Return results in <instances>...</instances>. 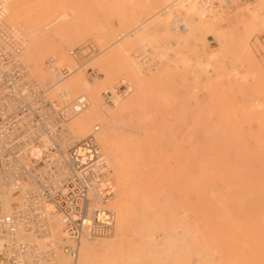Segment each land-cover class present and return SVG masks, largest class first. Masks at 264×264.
Segmentation results:
<instances>
[{
  "label": "bare ground",
  "instance_id": "6f19581e",
  "mask_svg": "<svg viewBox=\"0 0 264 264\" xmlns=\"http://www.w3.org/2000/svg\"><path fill=\"white\" fill-rule=\"evenodd\" d=\"M35 1L37 2V0ZM210 1H211L210 5L203 6L200 0H161L162 15L160 14L161 16L158 19L160 21H157L160 23H158V25L155 24L156 26L161 28L160 29L162 31V32L160 31L162 33L161 37H163L161 39H164V40L173 39L174 44H177V46H180L182 44L183 46L185 42L187 43L186 41L187 39L186 37H184L186 34L188 36L189 34H191V36L193 35V37L195 36L198 37L200 35L199 37L201 39L203 38L202 37L203 35L201 34L206 33L205 32L206 30L212 29V30H209V32L213 30H217L215 28L217 27L215 23H217L220 16L224 15L223 11L219 7V4H221V2L224 1L226 2L227 6H232L230 3L233 0H210ZM214 1H217L215 5L213 4ZM6 2H7L6 22L8 25L14 28V31H15L14 36L21 42V46H22L19 59L25 63L30 74L38 81L41 87L45 90L46 96L48 98H50L51 96L56 97L59 95L58 94L59 91L65 90V92L67 93L66 94L67 99L65 101H70L81 95L86 97L87 105H85V107H83L82 109H80L79 111L75 113V115L70 119L68 126L70 127L72 132L76 134L79 138L87 135V133H90V132L97 134L95 135L98 136V138L96 136L95 137L100 145L101 153L107 162V167L109 169V175L111 177V181H112V185L114 189L113 196L111 197L109 202L107 204L106 203L103 204L105 207L111 209L113 212L114 221H113L112 229L115 228L114 233H112L113 235L109 236V238L103 237V236L109 235L112 229L109 233L104 234V235H94V236L84 235L79 240V244L76 249L77 255L75 258H70L69 256L65 255L59 247V249H57L56 256L50 261L49 264H264V151H262L264 149H262L259 146L258 147L255 146L257 143L256 141V143L255 142H252V143L254 144L255 147H257L258 151L255 150L256 148L251 147L253 146L252 143H251L252 145L250 146L251 148H249L248 146V149L246 150L247 145L250 143L246 141L245 142L242 141V138H241V141L243 142V146L244 147L246 146V147L245 149L243 147L244 150L241 149L242 143L238 144L239 142L238 140H240V138L233 137V133H235V129L237 127L235 125L239 124V123H236L238 121L234 122L235 125L233 127L234 128L233 133L230 132L231 130H233V128L229 127V125H227L228 123L226 122L227 124L224 125L226 127L223 128L224 133L221 132L222 135L220 133H219L220 135L214 134L211 136H207L206 137L207 140L205 141L203 140L204 143L207 141L206 143L207 150L205 148L203 149L209 152L210 157L207 155L208 158L205 159L206 154L204 153L206 152L204 153L202 152L205 155V158L200 160V163L199 165L197 164L198 165L197 167H195L196 165L195 161L197 160H193L194 162L191 160H188L189 161L188 162L186 160L187 161L186 167L188 163L193 162L192 168L195 167L193 171L190 167L191 165L190 164L189 167L191 171H186L187 169H189L187 167V169L181 168V170L183 169L184 172H182L183 170L181 171L182 173L178 172L182 176V178L180 177L181 178L180 181L176 182V179L180 175L179 174L177 175L176 173H174L178 177H174L175 179L171 178L172 181H174L172 184L173 187L170 184L171 182L169 183V188L168 187L165 188L166 185L164 183L160 184L159 182H158L159 183V186H158L155 183H157V180L160 178L159 169H161L162 164L164 163L167 164L164 161H162L161 163V157H163L164 160H166L165 156H163L165 153H162L159 150V149H162L163 147L160 148V146L157 145V143L155 142L154 147H153V144L151 148L150 146L149 147L147 146L148 148L146 150H148V152L145 153L147 155H143V150L146 148V144L148 143V141H143V142H146L145 147H144L142 146L140 142L141 140L136 137L137 135L134 137H132L133 135H130L131 138L127 139V137L123 136V134L120 131H117V129L119 128L120 124H122L121 121L122 122L125 121V117H126L124 116L125 114L129 115V113L131 114V112L133 111L135 112L139 110L142 111V109L145 107L144 106L145 100L148 99L146 96L149 92L155 90V94H156L157 90L162 91V88L160 89L158 88V86L161 87V83H164V84L166 83V82H162L161 78L162 76H166L164 75V73L167 72L166 69L171 67L170 64L167 63L166 61V58H167L166 54H165L166 57H164L163 53H162L163 56L161 55L160 57V58L162 57L164 58L163 61L164 60L166 61L164 62L165 64L162 63L163 61L160 62L159 60V62L162 67L166 65V63L169 65H166L163 68H161V66L159 65L161 70L157 68L159 70L157 69L153 70V73L149 72L150 75L146 76L147 74H144V72L136 68V64L137 65L139 64L136 62V60H134L136 64L133 63L129 50L124 48V46L121 47L120 49L118 47L117 49L119 50L115 49V51L117 50L116 53H113L110 56L107 55L106 57L102 54L99 58L95 59L97 61L94 60L95 63H99V65H101L100 73H103L104 76H101V77L97 76L98 78L97 79L95 78L94 81H92L91 79L90 81H87L79 70L81 65L75 66V63H74L75 57L71 56L69 52H68L69 55H66L67 52L66 53L63 52V47L67 48L69 45H71L72 43L71 38L75 39L79 37V36L76 37L78 34L77 30L79 31V29L75 25L76 17L75 18L73 17L72 27H70L71 30H67V32H65L66 31L65 27L64 29L60 27L59 25L56 27V24H57L56 22H60V20H62L68 15L67 13H65V11H62L61 8H63V6L61 4L60 6H56V4L55 6L52 5L50 8L48 7V9L44 8L42 10L43 14L41 13L42 14L41 16H39L40 14L39 15L37 14L38 16L36 15V18L33 17L34 18L33 19L31 16H29L32 14V13L31 14L29 13L32 11L33 7L29 8L30 7L29 6L26 12L23 7L20 8L22 0H11V1L6 0ZM8 2L10 3L8 4ZM12 2H14V4L15 3L20 4L17 7L20 9L23 8L22 10H24V12H26L27 14L24 12L17 13L16 12L17 9H15L16 6L15 5L12 6ZM24 2L26 1L24 0ZM259 2L260 4H257L256 2H254L255 4H253V9H251L250 11L251 13H250L249 21H247V19L244 20L246 22L243 21V23H245V26L248 24V26H246L248 28L251 25H253V29H254V27L256 26L255 23L257 22L256 20L259 19L258 17L259 14L261 12H264V0H260ZM222 6L224 7V5ZM172 7L176 8L178 11L182 13L185 12L184 14L189 15L192 19L191 24L187 26L188 23H186L185 21V27L179 28V29L173 27L172 16L169 11L170 8ZM34 9L35 8H33V10ZM37 10L40 11L39 8ZM36 12H34V14ZM34 14H32V16ZM184 14L182 15L184 16ZM7 17L12 18L11 20L13 21L16 20L14 22L20 23L19 24L20 26H18V24H15V23H14L15 25L12 24L13 22L9 23V20L7 21ZM184 17L182 18L184 19ZM224 19L225 18H223V20ZM39 20H42V22L44 20L43 24L36 25L39 23L38 22ZM186 20H187V16H186ZM223 20H221L220 22H222ZM52 24H55V28H53L54 25ZM168 24H170V27L168 26ZM50 25L52 27H49ZM42 26H44L43 28L44 30L41 28ZM187 27H188V30H186ZM20 28H22L25 31L27 30V34H24L25 32L22 33L23 30ZM47 28H52V29L47 30L48 31L47 32L46 31ZM41 30L47 33H39ZM133 30H138V26L137 27L135 26ZM180 31L184 32L183 34L184 38H181L182 34ZM185 31H186V34H185ZM50 32H53L56 38H57V35L59 37L60 35L62 36L60 38L58 37L59 39L57 40L56 38L54 39V36H52L53 34H51ZM65 33L69 35L70 42L69 41L65 42V40L63 41L62 37L65 36ZM178 33L181 35L179 36ZM216 33L214 32V34ZM25 36H26L27 41L25 39ZM204 37H207V35L205 34ZM61 38H62V41L60 40ZM184 39L185 41L183 43ZM141 40L143 42L148 40V37L144 33V31L143 32L141 31L140 33H138L136 41L135 40L134 41L136 43L138 41V43L140 42L141 44L143 43L141 42ZM25 41L26 43L24 47ZM134 41L132 42L130 41L129 44H133V43L136 44ZM180 41H181V44H180ZM167 42L169 43V41ZM182 46L180 47L182 48ZM180 47H178V49ZM184 47L185 46H183V48ZM195 50L193 51H195L196 53L197 48ZM49 52L52 53L51 59L55 61L56 67L64 66L69 69L70 73L69 75L66 76L67 78L64 77L61 81H59L57 79V74L54 73L53 69L47 67L46 63H44L45 66H42L43 57L46 56V54ZM176 53L178 55V51ZM180 54L183 59L180 58V56H179L180 60L177 59L176 58L177 55H176L175 62L178 60L179 62L183 63L182 64L183 67H186V66L188 67L189 65H191L192 62L189 63L190 59L189 58H188L189 60L186 59L187 55H184L183 53H179V55ZM210 54H211V57L209 56ZM210 54L208 55L209 57L207 56V58L209 59L213 58L216 55V53H210ZM201 55L203 56V54ZM205 55L206 54H204L203 56L205 60L200 59L197 62H193L194 68L192 69H196L197 70L196 73H198L197 75L196 74L194 75L196 76V78L199 77L200 71H203V72L204 70L207 71V69L209 68L208 66H210V62H213L212 59H211L212 61L211 60L206 61ZM184 56H186V58H184ZM26 58L29 60L30 63L28 62ZM159 62L157 63L159 64ZM217 63L219 64L220 62L217 61ZM173 66L176 67L175 64H173ZM200 68L204 70H199ZM220 68H223V67H220ZM173 70L176 71L175 68H173ZM170 72L172 74L174 73L172 71ZM119 73L128 74L135 81L136 91L134 90V92H136L135 94L136 97L135 98L130 97L129 100L125 97L127 99V101L125 100V102L122 101L125 98H122V99L114 100L113 103H107L104 100L103 91L106 89H113L114 87L105 88V86L108 84V82L113 77L116 76V74H119ZM224 75H225V72H224ZM220 77L218 78L221 79ZM204 78H206V76ZM207 79L208 80L203 79L204 82L207 81L208 85L209 84L211 86L215 85L214 87L216 89L218 88L216 87L217 81L216 82L214 81V84L212 85L211 82L213 80H211L209 83L210 79L209 78ZM212 79H215V78H212ZM170 80H172V77ZM194 80H197V79H194ZM165 85H167V83ZM173 85H175V83ZM225 88L227 90V86ZM231 88H228V89H231ZM219 90L220 89L218 88V93H220ZM48 91L51 92V96H49L50 93ZM166 92H164L165 95H167ZM171 92L172 91L170 90V93ZM222 95H225V93ZM162 96L165 98L164 100L166 101L170 99V96L166 97L164 96V94ZM220 96H221V93H220ZM223 97H226V95ZM209 100L210 98L207 99V102ZM226 100L227 102H229L228 99ZM168 103H166V106L168 105L167 108L171 106L169 101ZM205 103H206V100H205ZM185 104L187 105V103ZM229 104H231V102ZM234 104L235 103H233V106L235 108ZM164 105L165 103H163V106ZM216 105H212V106L218 109L219 104L217 105V107ZM148 106L149 105H147V107ZM205 106H204V110L207 109V108L205 109ZM219 109L221 110L222 108H219ZM210 110H212V108ZM226 110H224V113H223L225 116L227 115V113L230 112V110L229 112H227ZM172 111H174V109H172ZM225 111H226V114H225ZM257 111L259 112H256V111L254 112L260 113V110L257 109ZM254 116H257V115H254ZM254 116L252 118L253 121L258 120V119L260 120L258 116L257 117H254ZM241 117L243 116L240 115V117L238 118L240 120H244L245 116L243 117V119ZM262 117H264V114H262ZM178 118H180V116ZM228 119L229 121L232 120V118H228ZM252 119L250 120V122H252ZM221 120L224 121L223 123H225L224 118ZM206 121L210 123L209 120H206ZM232 121L231 123H229L230 126L231 125L233 126ZM144 122H146V120ZM196 122L197 121H195V123ZM200 122H202V120H200ZM244 122L249 123V120L248 119L244 120ZM211 123H214V122H211ZM262 125H264V123H262ZM182 126L183 125H180L179 127H182ZM161 127L162 129L165 128V126L163 127L160 125V128ZM195 127L196 126L194 124L193 128ZM250 127L252 126L250 125ZM188 129L190 128L188 127ZM221 129H222V125H221ZM226 129H229L230 131ZM245 129H248V128H244V130ZM163 130L165 131V129ZM210 130L211 131L214 130V127L213 129L211 128ZM164 131H161V132L164 133ZM260 131L262 130H259V133H261ZM226 132L232 133V137L229 136L228 134L226 135L225 134ZM246 132H249V131L246 130ZM167 133H166L167 138L166 136H164V134L163 135L159 134V135L164 136L163 138H166L167 142L169 141L171 143L174 142L173 140H176L175 137L173 139L171 138L169 139L168 136L170 134V131L169 132L167 131ZM171 133L173 134L172 131ZM199 133L201 134V131H199ZM189 134L190 133H188L187 135L189 136ZM192 134L193 133H191V135ZM211 134L213 133L211 132ZM248 134L250 133H247L246 135ZM251 134L249 136H251ZM258 134H255V136L257 135V138H258ZM191 135L188 138H191ZM204 135H209V134L205 132ZM143 137H146V136L143 135L141 138ZM150 137L152 138V136ZM194 137L196 138V136ZM179 138L181 139L180 136ZM203 138L205 139V137ZM232 138L236 139L235 142H233ZM129 140H132V141H129ZM143 140L145 139L143 138ZM147 140H148V137H147ZM151 140L152 142L154 141L153 139ZM181 140L183 141V139ZM231 140L233 144L237 142V144L240 145L239 147L240 149L236 148L237 146H235V150H233L234 146H232ZM185 141L186 140L184 139V142ZM260 141L262 140H259V142ZM170 142L169 144H171ZM194 143H190V144H193L191 146H194L197 144L196 141ZM245 143H248V144H245ZM202 144H199V145H202ZM224 144H226L227 146L229 145V146L227 147L225 145L224 147ZM140 145L141 147H144L143 150L140 147ZM171 146L174 147L177 145L171 144ZM230 146L233 148H230ZM182 147L184 148V146ZM202 147L200 148L202 149ZM154 148H159V149L154 150ZM260 148L262 149L261 151H260ZM165 149H166V146H165ZM236 149L237 150L239 149V150L236 151ZM249 150H255V151H249ZM157 151H159L161 155ZM183 153L184 152H182V154ZM180 156L181 154L179 152V157ZM166 158H169L168 154L166 155ZM178 158H176L175 160H177ZM184 159L185 158L181 159L182 163L180 164H182V167H183ZM175 160H172V161L174 162ZM178 160H180V158ZM177 162L179 161H176V164H178ZM165 164H164V168L162 167L163 171L165 169ZM178 167H179V164H178ZM171 168L172 170H175L173 167ZM141 169H142V172L140 173ZM178 169H180V167ZM114 171H115L116 176L114 175ZM168 174L170 175V173ZM163 175L165 177L168 176V175H165L164 173ZM161 186H163L162 190L163 188H165V191H163L164 195H158L159 197L162 196L161 197L162 201L159 200V198L157 197L156 191H155L161 188ZM157 187L159 188L157 189ZM95 194L97 195L95 197L98 198V201L100 202L102 197L98 195L97 192H95ZM115 195H117V199L114 200ZM13 201H17V197H14L12 199H7L6 209L8 211L11 209L10 204ZM101 203L102 202H100V204L96 203V206H101ZM50 217H51V222H52L51 232L49 233L46 239H51L52 242L55 243L56 247L61 246L64 242L69 243L67 239L63 241V238L65 237V233H64L63 226L61 224L59 215L55 213H51ZM29 237L31 239H34V236L32 235H30ZM37 241L40 244L43 240H37Z\"/></svg>",
  "mask_w": 264,
  "mask_h": 264
},
{
  "label": "rangeland",
  "instance_id": "374dc122",
  "mask_svg": "<svg viewBox=\"0 0 264 264\" xmlns=\"http://www.w3.org/2000/svg\"><path fill=\"white\" fill-rule=\"evenodd\" d=\"M25 1L26 2H24V0H22V3L24 5L20 2L22 6L20 4H16V3L14 4V2H12V6L13 5L16 6V7L15 6L14 7H15V9H17V11H16L17 13H19V12L22 13V12H24V10L27 12L29 6H30L29 8H32V7L35 8L34 10L32 8V11L30 13L28 11L29 14H31V13L34 14V12L37 11L34 14L35 16L34 15L32 16V14L29 15L32 18L33 17L36 18L37 14L38 15L40 14L39 16H41L43 14L42 10L44 8L48 9V7L50 8L52 5L55 6V4H56V6H60V4H61L63 6V8H61L62 11H65V13H67L68 15L65 18H63L62 20H60V22H56L57 24L56 23L55 24H56V27L58 25L60 27H62L63 29L65 27V30H66L65 32H67V30H71L70 27H72L73 17L74 18L76 17V19H75L76 24L75 25L79 29V31L77 30V33L78 34L80 33L79 35L77 34L76 37H78V36L79 37L75 38L76 40L74 38L73 39L71 38V40H72L71 45H69L67 48L63 47V52L64 53L67 52L66 55H69L68 49H71L72 47L76 46L77 44L85 42V41H91L96 47H98L99 53H97L96 55H93L91 58H87L84 61H82L81 63L82 64L84 63V65L79 68L83 77L87 81H90V79L87 77V74H86L87 67L96 68L99 72L101 71V68H100L101 65H99V63H95V61H97L95 59L99 58L102 54L105 57L107 55L110 56L113 53H116L117 50H119L123 46H124V48L129 50L130 55H131V59L133 60L134 64H136V62H134L135 58H133V57H134V53L136 51L145 49L146 47L151 49L152 56L156 60V65L158 67L155 66L152 69L144 70L141 67L139 68V66L136 64V68L138 70L144 72V74H147L146 76L150 75L149 72L153 73V70H156L157 68L160 69V66H161L160 62H162L164 59L163 57L160 58L161 55L163 56V54H164V57L167 56L166 61H167V63L170 64L171 67L170 66L169 67L171 69L167 68L166 70H167L168 74H167V72H165L164 75H166V76H162V78H161V81L166 82L167 85H165L166 83L164 84V83L160 82L161 87L158 86V88H160V89L162 88L163 92L159 91L157 89H156L157 90L156 94H155V90L149 92L146 96L148 99L145 100V104H144L145 109L143 108L142 111L141 110L136 111V112L133 111V112H131V114L129 113V115L125 114L124 115V116H126L125 121H123V122L121 121L122 124H124V123L125 124L124 125L120 124L119 128L117 129V131H120L123 134V136L127 137V139L131 138L130 135H133L132 137L137 135L136 137L141 140V141L140 140L139 141L141 142L142 146H144V147H145L146 142H143V141H148L145 149H144V147H141V145H140L142 150L144 149L143 155H147V154H145L146 152H148V150H146V149L149 146L151 148L152 144L154 147L155 142L157 143V145L160 146V148L163 147L162 149L154 148V150L159 149L162 153H165L163 156H165L166 160H164V158L161 157V163H162V161L167 163V164L164 163L165 164L164 171L162 170L164 168V164H162L163 168L160 166L161 167V169H159V177L160 178L157 180V183H155L158 186H159V183L160 184L164 183L166 185L165 188H167V187L169 188V183L171 182L170 184L171 185L173 184L174 181H172V179H175L174 177H178L177 176L178 174L180 175L176 179V182L180 181V179L182 178L180 173L184 172V170L182 169L183 170L182 171L181 168L187 169V167H188L189 169H187L186 171H191L190 170V167H191V169L193 171L195 169V167H197L199 165L200 160L205 158L204 154H206L205 159H207L210 154H209V152L205 151V149L207 150V148H206L207 147V144H206L207 141L204 143V141L207 140L206 137L214 135V134H217V135L221 134L222 135L221 132L224 133L223 128L226 127L224 125H226L227 123H228L227 125H229V127H232V128L235 125L234 122L238 121L236 123H239V124L242 123L240 125L239 124L235 125V126H237L236 127L237 130L235 129V133H233L234 128L231 131L229 129H226V130L233 133V137H235V138L239 137L240 138V140H238L239 141L238 144L242 143V148H241L242 150H244L246 147V146L245 147L243 146L242 141H244V142L246 141V142L250 143V144L245 143V144H248L246 147V150L248 149V146H249V148H251V147L256 148L255 150H257L258 146L261 147L262 149H264V147H262V146H264V142H262V141H264V132H262V131H264V125H262V123H264V117H262V114H264V113H262V112H264V110H262V109H264V12H261L259 14V16H258L259 19L256 20L257 22L259 21L258 22L259 24L256 22L255 23L256 26L254 27V29H253V25L250 26L252 28H250V27L248 28V27H246V26H248V24L245 26V23H243V21L246 19H247V21H249L250 13H251L250 11H251V9H253V4H255L254 2H256L257 4H260V2H259L260 0H233L230 3L232 6H227L226 2H224V1L221 2V4H219V7L223 11L225 16L224 15L220 16V14H219L220 18L217 21V23H215V25L217 26L215 28L217 30H213L215 33L216 32L217 33L214 34L213 31L209 32V30H212V29H208L205 31L206 33L201 34V35H203L202 36L203 38L200 39V37H199L200 35L198 37H196V36L193 37V35L191 36V34H189V36H188L186 34V31H185L186 35L184 37H186L187 43L186 42L184 43V41H185V39H184L183 40V43L185 44V45L183 44V46H185L184 48L181 44V41H180V44H181L180 46H182V48L180 46H177V44H174L173 39L172 40L171 39L170 40L161 39V38H163V37H161V35H162V33H161L162 31L160 30L161 28L155 25V24L158 25V23H160L157 21H160L158 19L162 15L161 0H37V2L35 0H33V1L32 0H25ZM250 1H252V2H250ZM9 3L10 2H8V4ZM57 4H59V5H57ZM19 5H20V8L23 7L24 10H22L23 8L22 9L18 8L17 6H19ZM222 5H224V7ZM14 7H13V9H14ZM36 8L37 9L39 8V10L41 12L38 11ZM26 12H24V13H26ZM184 13L185 12H183L182 14H184ZM184 16L182 15V17H184V20L186 21V23H188L187 26H189V24H191V22H192V19L187 14H184ZM186 16H187V20H186ZM223 18H225V19L223 20ZM11 19L12 18L7 17V21L9 20V23L13 22L12 24H14L15 23L14 21H16V20L13 21ZM45 20H46V18H45ZM221 20H223V21L220 22ZM40 21H41V23H40ZM38 22L39 23L36 25H41V24H43L44 20H43V22H42V20H39ZM244 22H246V21H244ZM15 24H18V26H20L19 25L20 23H18V22ZM55 24H52V25H54L53 28H55ZM69 25H71V26H69ZM135 26L136 27L138 26V30H133V28ZM168 26L170 27V24H168ZM49 27H52V26L50 25ZM41 28L43 29L44 26H42ZM20 29H22V28H20ZM51 29L52 28H47L46 31L51 30ZM43 30H41L39 33H47L48 32V31L44 32ZM186 30H188V27L186 28ZM141 31L142 32L144 31V33L147 35L149 41L146 40L147 41V43H146V41L143 42L141 40V42H143V43L140 44V42L138 43V41H140V40H138L137 41L138 44H137L135 42L136 38H137V34L140 33ZM158 31L160 34L158 33ZM183 31H180L182 34L181 38H184L183 37V34H184ZM23 32H25L24 34H27V30L26 31L23 30L22 33ZM50 33L53 34L52 36H54V39H55L56 38L55 34L53 32H50ZM181 34H179V36ZM205 34L207 35V37H204ZM61 36L62 35H60V37ZM58 37L59 36L57 35V38H56L57 40L60 38V37L59 38ZM62 38H63V41L65 40V42L69 41V35H67V33H65V36ZM62 38L60 39L61 41H62ZM25 39H26V36H25ZM162 40H164V41H162ZM201 40H202V42H201ZM26 41H27V39H26ZM26 41L24 42V47H25ZM130 41L131 42L134 41L136 44H134V43L129 44ZM167 41H169V43ZM171 45H173V46H171ZM174 45L177 47H175ZM178 45H179V43H178ZM118 47H119V49H117ZM178 47H180L179 49H181V50H179ZM196 48H197V52H196L197 54L195 53ZM115 49H117V50L115 51ZM193 50H195V51H193ZM177 51H178V55L176 53ZM179 53H183L184 55H187V58H186V56H184V58H186V59L189 58L190 59L189 63L192 62L191 65H189L188 67L187 66L183 67V65H182L183 63L179 62L178 60L175 62L176 58L179 60H180V58H182L181 54L179 55ZM208 53L209 54L210 53H216V55L213 58H211L213 60V62H210V66H208L210 69L208 68L206 71V70L200 68L199 70H204L205 73L203 71H200L199 73H200L201 77L199 75V77L196 78V76H194V75L195 74L197 75L198 73H196L197 72L196 69H192V68H194L193 62H197L200 59L205 60L203 58L204 54H206L205 55L206 61L207 60L210 61L211 59L207 58V56L209 55ZM165 54H166V56H165ZM201 54H203V56ZM229 55H231V56H229ZM175 56H176V58H175ZM179 56H180V58H179ZM209 56L211 57V54ZM48 58H52V53L49 52L46 54V56L43 57L42 66H45L44 63ZM159 60H160V62H159ZM166 61L164 60L162 63H164ZM217 61L220 63L218 64ZM28 62H29V60H28ZM157 62H159V64ZM74 63H75V66L81 65L80 60H78L76 58H74ZM167 63H166V65H169ZM173 64H175L176 67H174ZM60 65H62V64H60ZM166 65H164V66H166ZM163 67L161 66V68H163ZM220 67H223L224 69L220 68ZM173 68H175L176 71H174ZM233 68H234V70H233ZM29 69H30V67H29ZM159 69H157V70H159ZM162 70H164V69H162ZM170 71H172L174 73L172 74ZM221 72H223V73H221ZM224 72H225L226 76L224 75ZM176 75H178V76H176ZM204 75L206 76V78H204L205 77ZM101 76H104L103 73H100L98 75V77H101ZM220 76H222V77H220ZM35 77H37V76H35ZM98 77H96V79ZM171 77H172V80H174V81L170 80ZM218 77H220L221 79H219ZM202 78L206 79V80H208L207 78H209L210 79L209 83L211 80H213L212 81L213 83L211 82L212 85L214 84V81L215 82L217 81L216 87H218L220 89L219 92L221 93V96H220V93H218V88L216 89L214 87L215 85L211 86L209 84L210 85L209 86L207 81L204 82V80ZM212 78H215V79H212ZM194 79H197V80H194ZM123 80L129 81L131 84V91H130L131 94L129 93L126 98L128 100L130 99V97L135 98L136 97V95H135L136 92H134L135 81L128 74H120V73L116 74V76L113 77L108 82V84L105 86V88L106 87H115V86L119 85ZM218 81H219V83H218ZM172 82H173V84L175 83L176 86L173 85ZM199 83L202 84L203 86L200 85ZM162 85H163V87H162ZM226 86H227V90L225 88ZM231 86H232V88H231ZM206 87H208V88H206ZM223 88H225V89H223ZM228 88H231V89H228ZM170 90L172 91L171 93H170ZM221 90H222V92H221ZM160 92H161V94H160ZM164 92H166L167 95H165ZM223 92L225 93L226 97H223V96H225V95H222V94H224ZM49 93H50V95L49 94L48 95L51 96V92H49ZM163 94L166 97L170 96V99L168 98L169 99L168 101L170 102L171 106L168 108H167V106L169 105V103H168V101L164 100L165 98L162 96ZM156 95H158V96H156ZM87 96H88V94H87ZM161 96H162V98H161ZM212 96H213L214 100H213ZM50 98H54V96L53 97L51 96ZM126 98L122 101L123 102H125V100L127 101ZM206 98L207 99L210 98V100L207 102ZM226 99H228L229 102H227ZM205 100H206V103H205ZM241 100H242V102H241ZM223 101H225V102H223ZM162 102L165 103L164 106H163ZM230 102H231V104H229ZM166 103H168L167 106H166ZM185 103H187V105ZM233 103H235L234 104L235 108L233 106ZM216 104L217 105L219 104L218 105L219 108H222V109L220 110L219 108L217 109L214 106H212V105H216ZM147 105H149V106L147 107ZM172 105H174V106H172ZM217 105H216V107H217ZM204 106H205V109L207 108L206 110H204ZM211 108H212V110H210ZM165 109H167V110H165ZM172 109H174V111H172ZM257 109L260 110V113H256V112H259V111H257ZM224 110H226L227 112H229V110H230V112L227 113V115L225 116L223 114ZM252 110H253V112H252ZM226 111H225V114H226ZM238 111H240V112H238ZM248 111H249V113H248ZM254 111H256V112H254ZM143 112H145V113H143ZM233 112H234V114H233ZM236 112H238V113H236ZM231 113H232V115H231ZM151 114H153V115H151ZM235 114L238 117H240V115H242L243 117L245 116L244 120L248 119L250 124L247 123L248 121L244 122V120H240L238 117L235 116ZM250 114H252L253 116L257 115L260 118V120L258 119V120L253 121V119H252L253 116ZM179 116H180V118H178ZM257 116H254V117H257ZM144 117H146V118H144ZM219 117H221V118H219ZM222 117L225 119V123H223L224 121L221 120V119H223ZM227 117L232 118L233 121L232 120L229 121V119ZM243 117H241V118L243 119ZM251 119H252L253 123L250 122ZM145 120H146L147 124H146V122H144ZM200 120H202L203 123L200 122ZM206 120H209L210 123H208V121H206ZM149 121H150V123H149ZM195 121H197V122L195 123ZM231 121L233 123V126L232 125L230 126V124H229V123H231ZM261 121H262V123H261ZM193 122H194L195 126L200 130H198L196 127L193 128L194 127ZM211 122H214V123H211ZM160 125L163 127L165 126V128H163V129H165L166 133H167V131L168 132L170 131L171 135L169 134V136H168L169 139L170 138L173 139L175 137L176 140H173L174 142L171 143L169 141L172 145H174V144L177 145V146H174L175 148L172 147L171 144H169V142H167V139H166L167 135H166L165 131L162 129V127L160 128ZM180 125H183L182 126L183 128L179 127ZM197 125H199V126H197ZM221 125H222V129H221ZM250 125L252 127H250ZM260 125H261V127H260ZM143 126H144V128H143ZM188 127L190 129H188ZM210 127L212 129L214 127V130L211 131ZM185 128L188 130H186ZM244 128H248V129L244 130ZM204 129H206V130H204ZM241 129H243V130H241ZM174 130H175V132H174ZM208 130H210V131H208ZM246 130L249 132H246ZM259 130H262V131H260L261 133H259ZM161 131H164V133H162ZM171 131L173 132L174 135L171 133ZM199 131H201V134L199 133ZM243 131H244V133L245 132L246 133L244 134ZM205 132H207V134H209V135H204ZM211 132L213 134H211ZM188 133H190L189 136L191 135V133H193L191 135V138H188L189 137L187 135ZM232 133L226 132L225 134L226 135L228 134L229 136L232 137ZM247 133H250V134L252 133V134H251V136H249L250 134L246 135ZM254 133L255 134L259 133L258 138H257V135L255 136ZM95 134L96 133H94V135ZM159 134H161V135L164 134V136H166V138H163L164 136H161ZM260 134H262V135H260ZM143 135L146 136V137H143L145 140H143V138H141ZM153 135H154V137H153ZM150 136H152V138ZM179 136L181 137V139H183V141L179 138ZM194 136H196V138ZM96 137L98 138V136H96ZM147 137H148V140H147ZM203 137H205V139ZM244 137H245V139H244ZM259 137H261V138H259ZM197 138H198V140H197ZM235 138H232L233 142H235V140H236ZM241 138H242V141H241ZM151 139L154 140L153 141L154 143L152 142ZM184 139L186 140L185 141L186 143L184 142ZM201 139H202V141H201ZM132 140H129V141H132ZM149 140H151V141H149ZM232 140H231V142H232ZM259 140H262V141L259 142ZM165 141H166V143H165ZM195 141L197 144L194 146H191L193 144H190V143H194ZM256 141L258 144L256 143ZM180 142H181V144H180ZM233 142L231 144H232V146H234V148L231 146H230V148H233V150H235V146H237L236 148L240 147V145H238L237 142L234 144H233ZM252 142H255L256 143L255 146H257V147H255ZM251 143L253 144V146H251L252 145ZM149 144H151V145H149ZM188 144H190V145H188ZM199 144H202V145H199ZM261 144H262V146H261ZM225 145L226 144H224V147H225ZM159 146H157V147H159ZM165 146H166V149H165ZM182 146H184V148ZM198 146H199V148H198ZM200 147H202V149ZM221 147H223V146H221ZM243 147H244V149H243ZM193 148H194V150H193ZM203 148H205V149H203ZM261 148H260V151L262 150ZM103 150H104V148H103ZM238 150L236 149V151H238ZM255 150H249V151H255ZM262 151H264V150H262ZM157 152L159 153V151H157ZM179 152H180L181 156L183 155L182 157L181 156L179 157ZM182 152H184V153L182 154ZM202 152L203 153L206 152V153L203 154ZM159 154L161 155V153H159ZM167 154H168L169 158H166ZM169 154H171L172 156ZM192 154H193V156H192ZM177 156L180 158V160L185 158L184 163H183V167H182V164H180V163H182V160L180 162V160H178L179 158ZM190 156H191V158H190ZM171 157H172V159H171ZM176 158H178V159L175 160ZM172 160H175V161L173 162ZM186 160L187 161L188 160H191V161L197 160V161H195V163H196L195 167L192 168V163L194 161L192 163L191 162L188 163V165L186 167V164H187ZM176 161H179L177 163L179 164L180 169H178L179 167H178V164H176ZM189 165H190V167H189ZM171 167H173L175 170H172ZM141 172H142V169H141L140 173ZM178 172H180V173H178ZM163 173L165 175H168V176L165 177L163 175ZM168 173H170V175ZM174 173H176L177 175ZM114 175H115V171H114ZM165 180L166 181L168 180L167 183ZM174 185H175V183H174ZM162 187L163 186H161V188L157 187V189L158 188L159 189L155 190L157 197L159 198L160 201H162L161 200L162 196L159 197L158 195H164L163 191H165V188H163V190H162ZM172 187H173V185H172ZM170 193H172V192H170ZM115 199H117V195H115L114 200ZM118 201H119V199H118ZM114 229L115 228L112 229V231L109 235L103 236V237L109 238V236L113 235L112 233H114Z\"/></svg>",
  "mask_w": 264,
  "mask_h": 264
},
{
  "label": "built area",
  "instance_id": "2783aa9c",
  "mask_svg": "<svg viewBox=\"0 0 264 264\" xmlns=\"http://www.w3.org/2000/svg\"><path fill=\"white\" fill-rule=\"evenodd\" d=\"M200 2L211 4L210 0ZM169 11L173 27H185L182 12L174 7ZM6 15L7 2L0 0V264H49L59 247L75 258L82 236L111 231L113 212L103 204L109 202L114 189L94 133L79 138L68 126L75 113L87 105L86 97L65 101V90L54 98L46 96L19 59L21 42L7 24ZM68 52L81 63L99 49L85 41ZM134 57L144 70L156 65L148 47L136 51ZM45 63L59 81L70 73L67 67H56L51 58ZM86 74L93 81L100 72L87 67ZM130 91V82L123 80L104 90L103 97L113 103ZM95 192L102 197L101 206H96L100 202ZM14 197L17 201L8 211L7 199ZM51 213L59 215L63 241L69 243L56 247L46 239L51 232ZM37 240L43 241L39 244Z\"/></svg>",
  "mask_w": 264,
  "mask_h": 264
}]
</instances>
